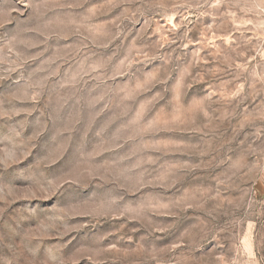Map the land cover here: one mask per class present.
<instances>
[{"label":"rangeland","instance_id":"1","mask_svg":"<svg viewBox=\"0 0 264 264\" xmlns=\"http://www.w3.org/2000/svg\"><path fill=\"white\" fill-rule=\"evenodd\" d=\"M0 264H264V0H0Z\"/></svg>","mask_w":264,"mask_h":264}]
</instances>
